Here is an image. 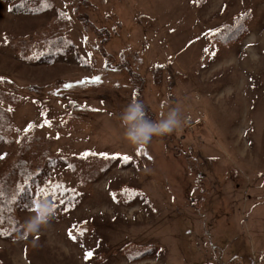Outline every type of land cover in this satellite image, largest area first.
I'll return each mask as SVG.
<instances>
[{
    "label": "rangeland",
    "instance_id": "rangeland-1",
    "mask_svg": "<svg viewBox=\"0 0 264 264\" xmlns=\"http://www.w3.org/2000/svg\"><path fill=\"white\" fill-rule=\"evenodd\" d=\"M20 1L0 0V93L14 101L0 178L36 126L49 148L31 151L62 158L53 179L78 196L25 241L0 235V264L257 261L264 0H36L42 7L26 13ZM47 38L66 39L72 55L44 63ZM133 99L153 121L178 108L181 126L131 144L120 116ZM35 213L19 215L24 226Z\"/></svg>",
    "mask_w": 264,
    "mask_h": 264
},
{
    "label": "trees",
    "instance_id": "trees-1",
    "mask_svg": "<svg viewBox=\"0 0 264 264\" xmlns=\"http://www.w3.org/2000/svg\"><path fill=\"white\" fill-rule=\"evenodd\" d=\"M18 3H20L18 6L22 7L20 11L23 13L30 11V8L42 7V3L36 0H24ZM243 39L219 38V41L227 45L240 43ZM45 42L44 44L47 46L48 52L44 53V56L41 58L44 63H54L56 61L55 58H69L72 55L70 49L72 48L71 43L66 39L63 41V39L59 38H47ZM33 46L32 54L33 51L34 54L39 53L40 46L38 43H35ZM39 60L38 58L36 61ZM129 75L134 82L136 78L131 74V71H129ZM0 102L2 103V105L0 104V143L10 142L8 136L12 135L14 119L9 113L14 101H12L8 94L0 93ZM33 128V133H35V137L38 140L34 138L32 141L29 139L25 140L19 147L18 160L11 165V168H8L6 175L0 178V235L11 241H25L27 239V232L19 215L23 212L35 211L38 201L47 200L51 202L54 207V212L68 211L72 208L75 200H65L64 198L69 199L78 196L76 192L74 193L66 188L64 181L57 183L53 179V172L60 167L62 158L56 156L50 158L49 152L45 150L39 153L38 151H31L33 144H36L38 148L48 147L49 144V140L46 137L37 135L39 131L36 129V126ZM34 161L39 163L34 164ZM77 162L80 164L81 160H77ZM77 162L71 164L72 172L76 171ZM112 163L113 161L106 164L103 163L105 165L102 171L106 172ZM88 164L93 167L97 165V163L92 164L91 162ZM81 171L79 170L80 174H82ZM189 172L192 173V170L189 169ZM89 178L86 176L84 181L89 180ZM135 201L134 196H132L128 204L134 203ZM149 255L148 253L140 252L138 257L143 258Z\"/></svg>",
    "mask_w": 264,
    "mask_h": 264
},
{
    "label": "clouds",
    "instance_id": "clouds-1",
    "mask_svg": "<svg viewBox=\"0 0 264 264\" xmlns=\"http://www.w3.org/2000/svg\"><path fill=\"white\" fill-rule=\"evenodd\" d=\"M121 125L125 138L133 145L139 146L148 142L154 135H164L177 130L181 126L179 109H170L161 119L153 121L146 117L145 107L139 100L133 99L122 111ZM35 215L25 222L27 233H36L42 225L48 223L54 214V207L47 200L38 201Z\"/></svg>",
    "mask_w": 264,
    "mask_h": 264
},
{
    "label": "built area",
    "instance_id": "built-area-1",
    "mask_svg": "<svg viewBox=\"0 0 264 264\" xmlns=\"http://www.w3.org/2000/svg\"><path fill=\"white\" fill-rule=\"evenodd\" d=\"M222 260H218V256L215 259H210V261L206 262L205 264H246L245 262H241L238 258H231L229 262L221 263ZM261 261H264V254L259 256L257 261H254L252 264H261Z\"/></svg>",
    "mask_w": 264,
    "mask_h": 264
},
{
    "label": "snow or ice",
    "instance_id": "snow-or-ice-1",
    "mask_svg": "<svg viewBox=\"0 0 264 264\" xmlns=\"http://www.w3.org/2000/svg\"><path fill=\"white\" fill-rule=\"evenodd\" d=\"M0 79H2V78H0ZM93 80L98 82L99 81V77H94ZM66 87H71V85H66ZM98 155H102V156L107 157V153H99ZM124 159L127 160V159H130V158L126 156V157H124ZM57 187H59V186H57ZM36 207H38L37 203H36ZM72 238L75 239V237H72ZM91 256H92V252L91 251L86 253V258H89Z\"/></svg>",
    "mask_w": 264,
    "mask_h": 264
}]
</instances>
